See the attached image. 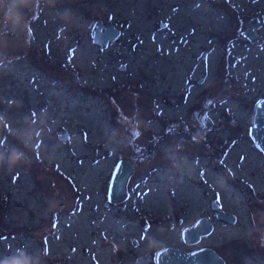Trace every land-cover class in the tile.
I'll return each mask as SVG.
<instances>
[{
  "label": "rangeland",
  "instance_id": "rangeland-1",
  "mask_svg": "<svg viewBox=\"0 0 264 264\" xmlns=\"http://www.w3.org/2000/svg\"><path fill=\"white\" fill-rule=\"evenodd\" d=\"M100 22L114 43L96 40ZM262 99L264 0H0V264H148L185 248L213 201L242 221L205 244L264 264V204L246 188L264 195ZM118 157L135 172L115 208Z\"/></svg>",
  "mask_w": 264,
  "mask_h": 264
},
{
  "label": "water",
  "instance_id": "water-1",
  "mask_svg": "<svg viewBox=\"0 0 264 264\" xmlns=\"http://www.w3.org/2000/svg\"><path fill=\"white\" fill-rule=\"evenodd\" d=\"M261 21H253L244 33L245 39L251 43H257L259 37L257 30L260 29ZM121 32L114 26H105L102 22L95 28L94 37L105 46L109 42L115 41ZM216 40V39H214ZM214 40L211 42L213 43ZM205 55H203L204 58ZM254 148L264 154V99H262L255 110L253 121ZM6 135L0 129V147L3 148ZM135 171L134 165L130 161H120L113 171L109 189V200L111 203L124 202L127 198V186L129 179ZM223 220H229L226 213L220 216ZM212 231V225L206 221H199L195 227L185 230L184 240L187 244L198 243L203 236L209 235ZM193 237V238H190ZM159 264H223V261L211 249L199 250L188 253L184 250L168 248L161 251L158 255Z\"/></svg>",
  "mask_w": 264,
  "mask_h": 264
},
{
  "label": "flooded vegetation",
  "instance_id": "flooded-vegetation-1",
  "mask_svg": "<svg viewBox=\"0 0 264 264\" xmlns=\"http://www.w3.org/2000/svg\"><path fill=\"white\" fill-rule=\"evenodd\" d=\"M256 19H260L259 17H257ZM255 19V20H256ZM261 21V19H260ZM261 24H262V21H261ZM106 26V25H105ZM110 26V25H109ZM250 26V25H249ZM248 29V28H247ZM259 30V29H258ZM257 30V35L259 37V40H260V35H259V32ZM245 33V32H244ZM214 39L217 40V37H215ZM212 39V40H214ZM258 40V41H259ZM257 41V42H258ZM115 41L113 42H110V43H114ZM205 57V56H204ZM200 58H203V56H201ZM195 80L193 78H188L187 80V83H186V90H182V95L184 94H187L185 93L189 88H192L194 86L193 85V82ZM200 83L204 82V78H201L199 80ZM205 84V83H204ZM221 86V84H220ZM213 87H211L210 89H212ZM207 90V91H206ZM204 91L208 92V89H204ZM206 92H205V95L203 96V98L206 96ZM218 102L217 101H214L213 104H217ZM200 107H203L202 105ZM62 136V135H61ZM111 154V152H109ZM109 154V155H110ZM122 160H126V161H129L127 159H122L121 157H118V162L116 163L114 169L116 168L117 164L122 161ZM131 162V161H130ZM132 163V162H131ZM133 164V163H132ZM134 165V164H133ZM135 167V165H134ZM114 171V170H113ZM135 172V171H134ZM113 174V173H112ZM111 178H112V175L110 176V172L108 174V177H106V181H107V192H106V204L108 206H114L115 208H119L120 204H124L128 198L130 197V194H129V183H128V186H127V198L124 202H120V203H111L110 200H109V189H110V184H111ZM131 178V177H130ZM129 182H130V179H129ZM246 188L248 189V192H250L249 196L251 198V204H255V202L260 205V203L264 204V195H261V191H256L254 192L253 191V188L251 185L249 184H246ZM89 198V197H88ZM260 202V203H259ZM211 213L207 216L203 215L201 216L198 220H196L195 222H193L192 224H190L189 226H187L183 232H182V239H183V242L186 244L185 245V248H182V247H176V246H163V247H160V248H156L154 250H151V254H149L150 252H148L146 254V257L147 259L146 260H143L142 258L138 259V263H142L143 261H147L148 264H159L158 263V255L161 251L165 250V249H168V248H174V249H180V250H184L188 253H193V252H196V251H199V250H204V249H211L216 255H218V257H220V259L223 261V264H229L228 263V260L225 258V256L222 254V252H220L219 249L215 248V246L220 243L222 240L219 239V238H215L214 241H213V244L211 246H208L207 244H205V241L206 240H209V238L213 237L214 235H216L218 232V228H222L223 226L225 227H230V226H235V225H239L242 221V219L240 218V214L237 212V213H234V212H229L228 210H225L221 207V205H219L216 201H213V203H211ZM222 213H226L228 216H229V220H223L220 216ZM199 221H206V222H209L211 225H212V231L209 235H206V236H203L201 238V240L196 243V244H187L184 240V233H185V230L187 229H190V228H193L196 226V224L199 222ZM254 224H256L255 221H251ZM258 228L257 229V232H256V236H258V239L260 240V244L263 245L264 247V219H263V222H259L258 224ZM1 230H3L2 227H0V235H2V237H4L3 239H6L7 237V234L4 232L2 233ZM190 238H193L190 236ZM134 242V245H137V242L136 241H132ZM249 243L251 242V244L253 242H255L254 240H250L248 241ZM199 246V247H198ZM149 254V255H148Z\"/></svg>",
  "mask_w": 264,
  "mask_h": 264
}]
</instances>
